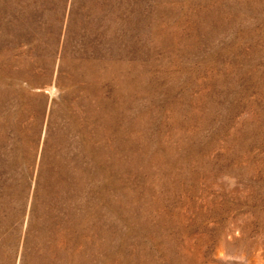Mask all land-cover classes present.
<instances>
[{
  "label": "rangeland",
  "instance_id": "374dc122",
  "mask_svg": "<svg viewBox=\"0 0 264 264\" xmlns=\"http://www.w3.org/2000/svg\"><path fill=\"white\" fill-rule=\"evenodd\" d=\"M0 264H264V0H0Z\"/></svg>",
  "mask_w": 264,
  "mask_h": 264
}]
</instances>
